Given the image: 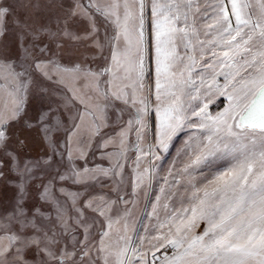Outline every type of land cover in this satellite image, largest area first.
Here are the masks:
<instances>
[{"label":"snow or ice","instance_id":"6c2138e0","mask_svg":"<svg viewBox=\"0 0 264 264\" xmlns=\"http://www.w3.org/2000/svg\"><path fill=\"white\" fill-rule=\"evenodd\" d=\"M0 264H264V0H0Z\"/></svg>","mask_w":264,"mask_h":264}]
</instances>
